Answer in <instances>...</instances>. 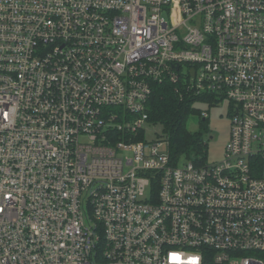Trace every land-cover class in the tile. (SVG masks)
I'll use <instances>...</instances> for the list:
<instances>
[{
    "label": "built area",
    "instance_id": "obj_1",
    "mask_svg": "<svg viewBox=\"0 0 264 264\" xmlns=\"http://www.w3.org/2000/svg\"><path fill=\"white\" fill-rule=\"evenodd\" d=\"M165 81L220 162L145 141ZM0 264H264V0H0Z\"/></svg>",
    "mask_w": 264,
    "mask_h": 264
},
{
    "label": "trees",
    "instance_id": "obj_2",
    "mask_svg": "<svg viewBox=\"0 0 264 264\" xmlns=\"http://www.w3.org/2000/svg\"><path fill=\"white\" fill-rule=\"evenodd\" d=\"M182 85L181 82L168 81L153 85L152 95L147 104L148 121L162 128L174 165H178L183 156L189 161L202 164L206 162L207 145L204 138L208 132L206 119H199L198 132L188 131V120L191 115L200 113L195 106L201 102H198L197 98ZM191 156L200 158L190 160Z\"/></svg>",
    "mask_w": 264,
    "mask_h": 264
},
{
    "label": "rangeland",
    "instance_id": "obj_3",
    "mask_svg": "<svg viewBox=\"0 0 264 264\" xmlns=\"http://www.w3.org/2000/svg\"><path fill=\"white\" fill-rule=\"evenodd\" d=\"M186 70L187 68L184 66V71L186 72ZM195 108L200 112H206L208 114V118L206 119L208 132L204 136L207 145L205 153L206 162L208 164L220 162L223 159L224 150L230 135L231 104L227 100H220L213 104L197 103ZM199 116L198 113L190 116L187 124L189 132L195 133L199 131ZM143 130L146 142L164 141L166 138L162 128L159 126L147 124ZM195 158H200V156H191L189 159L194 160ZM188 161L183 156L180 158L178 165L182 166ZM146 195L149 198L148 192Z\"/></svg>",
    "mask_w": 264,
    "mask_h": 264
}]
</instances>
